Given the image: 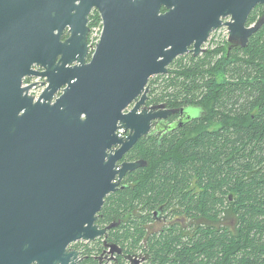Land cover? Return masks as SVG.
<instances>
[{"label": "water", "instance_id": "95a60500", "mask_svg": "<svg viewBox=\"0 0 264 264\" xmlns=\"http://www.w3.org/2000/svg\"><path fill=\"white\" fill-rule=\"evenodd\" d=\"M258 5L264 0H0V264L87 259L70 246L106 236L115 224L95 223L105 198L147 164L123 156L153 122L179 115L173 130L194 118L147 106L150 78L202 54L222 27L230 45L245 48L264 24L261 16L247 26ZM93 10L102 32L89 58ZM26 78L40 81L23 86ZM37 84L46 86L35 98Z\"/></svg>", "mask_w": 264, "mask_h": 264}, {"label": "trees", "instance_id": "16d2710c", "mask_svg": "<svg viewBox=\"0 0 264 264\" xmlns=\"http://www.w3.org/2000/svg\"><path fill=\"white\" fill-rule=\"evenodd\" d=\"M261 16L264 5L247 26ZM100 22L93 10L89 27ZM148 85L147 106L197 111L132 147L125 160L147 164L127 173L95 223L117 222L109 240L127 256L147 254L145 264H264V24L245 48L226 40L178 57ZM159 208L184 223L149 228Z\"/></svg>", "mask_w": 264, "mask_h": 264}, {"label": "flooded vegetation", "instance_id": "af4514ba", "mask_svg": "<svg viewBox=\"0 0 264 264\" xmlns=\"http://www.w3.org/2000/svg\"><path fill=\"white\" fill-rule=\"evenodd\" d=\"M87 27H88L89 32H90L91 28L89 27V19H88ZM66 38H67V35L64 34L62 40L66 39ZM88 39H89V33H88ZM30 79H32V78H30ZM174 116H176V118L171 119L172 116H170L166 120H164V122H163L164 125H161V126H158V122H153L149 134L153 133L152 134L153 136L158 137V135H164L165 133L170 131L169 127L172 124L180 123V122H178L179 115H174ZM124 135L126 137L128 135V132L124 131ZM124 156L121 159L122 160L121 162H127L125 160ZM126 176H127V173L124 176V178L122 179L120 186L125 184L124 180H125ZM153 217H154L153 218L154 222L161 225L159 230H161L163 225H164V227L167 225H169L171 227V226H173L174 222H175V225H177V224L182 225V223H184L180 218H174V217L169 216V214L167 212L161 210V208H159L157 212L153 213ZM111 224H115V226L107 231V234L105 237L98 238L95 241L90 242V243H84V244L90 245V254H88L86 252L84 245L81 246L79 242L70 246L71 249L81 252L82 257H84V258L87 257V259H84L81 264H98V263H101V264H130V261L127 259L128 256H127V254H125L123 252V249L119 245L114 243L113 241L109 240L110 232L113 229H115L118 225L117 222H112L106 226H109ZM106 226H103V227H106ZM100 228H102V227L100 226ZM79 245H80V247H79ZM106 245H115L119 249V251L116 248L115 252L111 253V251L107 248ZM134 257H136V256H134ZM137 257L144 259L141 262V264H145L147 262V259H148L147 254H145L144 256L137 255ZM108 259H111V260L107 261Z\"/></svg>", "mask_w": 264, "mask_h": 264}, {"label": "built area", "instance_id": "2783aa9c", "mask_svg": "<svg viewBox=\"0 0 264 264\" xmlns=\"http://www.w3.org/2000/svg\"><path fill=\"white\" fill-rule=\"evenodd\" d=\"M220 29H218L217 31H219ZM101 32H102V24H101V22L98 25H95V26L91 27L90 32H89V39H88V55H89L88 57H90L93 54V52L95 50V47H96L97 43L99 42V38H100ZM26 79H30V78H26ZM26 79H24L23 86H27V85H30V84L38 83L40 81L38 79H33L32 78V79H30L29 83H26L25 82ZM45 86H46V84L44 86H39L37 84V86H34V87L31 88V90L29 91V95H33L35 98H38L40 96V94L43 92ZM59 94H60V92H57L54 97L55 98L58 97ZM131 108H132V105H130L124 112L129 111ZM117 135H118V137H121V138L125 137L124 130L123 129H118L117 130Z\"/></svg>", "mask_w": 264, "mask_h": 264}, {"label": "rangeland", "instance_id": "374dc122", "mask_svg": "<svg viewBox=\"0 0 264 264\" xmlns=\"http://www.w3.org/2000/svg\"><path fill=\"white\" fill-rule=\"evenodd\" d=\"M227 36H228L227 29L225 27H222L219 31L213 32L211 34L210 38L208 39V41L206 42V44H204L202 47L205 49V51L212 49L216 45L222 44L225 40H227ZM202 54H204V52ZM202 54H200V55H202ZM189 55H191V54L187 53L183 56L187 57ZM152 78H155V77H152ZM196 111H197V109H195V108H191V107L185 108V113H187L188 115H191V116H193L196 113ZM160 227H161V225H159L158 223H155V222L150 224V226H149V228H151L153 230H157ZM79 243H83V242H79ZM138 255L144 256L145 253L138 252Z\"/></svg>", "mask_w": 264, "mask_h": 264}]
</instances>
